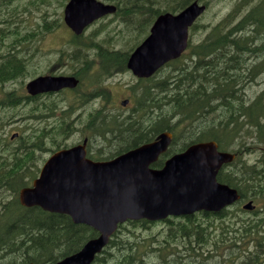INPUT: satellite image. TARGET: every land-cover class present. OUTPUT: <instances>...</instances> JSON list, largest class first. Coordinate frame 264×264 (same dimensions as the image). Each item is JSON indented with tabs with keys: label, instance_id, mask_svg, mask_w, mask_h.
Wrapping results in <instances>:
<instances>
[{
	"label": "trees",
	"instance_id": "obj_1",
	"mask_svg": "<svg viewBox=\"0 0 264 264\" xmlns=\"http://www.w3.org/2000/svg\"><path fill=\"white\" fill-rule=\"evenodd\" d=\"M61 1L65 5L68 0ZM102 1L117 6L112 18L117 26L104 30L96 40L72 35L68 53L64 54L69 62H78L79 71L74 73L81 81L78 91L84 84L87 87L99 85L93 93H80L79 106L94 104L96 98H101L100 105L89 110L85 121L77 128L72 126V120L65 119L55 134L66 138L77 130L86 133L88 157L107 161L155 140L165 131L172 132L173 143L153 165L156 169H161L168 158L193 144L216 141L221 151L238 154L236 162L220 172L219 181L236 188L243 200L253 195L264 200V158L258 167L242 160L243 153L253 151L258 144L264 145V89L254 97L248 93L257 79L264 77V0H229L233 1L232 10L210 26L200 25L203 15L191 28L190 56L185 53L154 77L139 80L134 90V105L127 114L108 109L110 92L103 84L115 71H127L130 54L148 36L158 16L166 12L179 13L194 2L206 5L208 10L212 1L222 0ZM9 7V0H0V20L4 14L13 19L5 27L8 31L0 30L2 44L6 40L33 41L36 35L41 38L60 25L57 21H45L39 32H26L25 28L14 26L15 18ZM203 27L207 29L204 37L195 44L193 31ZM120 43L128 46H120ZM72 49L74 51H70ZM92 51L95 52L93 58ZM9 59L13 61L15 57ZM228 80H232V84ZM7 81L0 80V83ZM148 93L149 97L152 95L150 98ZM21 103L14 96L0 101V264H56L80 251L98 233L85 225L75 224L67 215L21 205L19 192L37 178L36 148L43 146V141L38 142L40 138L34 136H22L17 145H12L5 137L3 131L10 109ZM74 105L73 101L69 108L65 107L64 118L70 116ZM40 106L47 112L53 111L47 103ZM230 212L170 218L163 221L165 227L158 236L154 234L145 239L139 237L136 229H149L152 223L128 221L119 226L109 246L93 264H145L152 258L158 259L159 264H199V258L206 260L213 246L225 247L231 256H238L241 264H259L264 255L261 248L264 216L259 214L257 219L231 222L226 220ZM212 219L220 220V224L216 226ZM126 231H129L127 235ZM253 242L256 246L252 254L249 253L251 248L243 246L249 247Z\"/></svg>",
	"mask_w": 264,
	"mask_h": 264
},
{
	"label": "water",
	"instance_id": "obj_2",
	"mask_svg": "<svg viewBox=\"0 0 264 264\" xmlns=\"http://www.w3.org/2000/svg\"><path fill=\"white\" fill-rule=\"evenodd\" d=\"M198 2L178 14L165 13L153 23L148 37L129 57L127 68L140 78H151L187 50L189 30L206 11ZM117 7L100 0H70L64 11L66 25L81 35L95 21L116 13ZM79 80L41 76L27 85L32 95L75 89ZM128 101L123 102L126 106ZM173 134L114 160L96 162L87 157V143L56 152L45 163L31 187L19 193L24 207L68 215L75 224L93 228L99 236L78 253L57 264H92L109 244L120 224L129 220H165L196 212H219L239 201L236 189L218 182L221 168L236 158L219 151L215 141L200 142L168 159L160 170L151 168L166 153ZM253 210L251 202L244 206Z\"/></svg>",
	"mask_w": 264,
	"mask_h": 264
},
{
	"label": "rangeland",
	"instance_id": "obj_3",
	"mask_svg": "<svg viewBox=\"0 0 264 264\" xmlns=\"http://www.w3.org/2000/svg\"><path fill=\"white\" fill-rule=\"evenodd\" d=\"M61 2V0H11L9 2V5L12 6H10L9 9H12V13L15 18L14 26L16 28L23 27L25 28L23 30L26 32L29 30L39 32L40 26H43L45 21L51 23L57 21L60 25L55 31L52 33H45L41 38L36 35L35 37L37 38L33 41L25 40L28 41V44L26 43V47H28V50L32 52L31 60L29 61V68L31 69L30 77L26 78L24 81L11 82L6 86V88L0 87L1 100L8 96H15L24 99V85L32 78L41 74L47 73L49 75L52 74L61 76L73 73L72 64L65 58L66 53H68L66 51L69 49L68 45L70 44V39L73 34L63 23L65 5L61 4ZM232 5L233 1L231 2L229 0H222L220 2L212 1L207 12L199 21L200 25L210 26L217 23L232 10ZM11 21H13V19H11V15L9 17L8 14L2 15L0 28L6 27L8 22ZM53 24L55 25L56 23ZM111 26H117V21H113L111 17L104 18L89 27L84 36L86 39L96 40L101 36L104 30L109 29ZM4 30L8 31L6 29ZM206 30L207 29L203 27L197 28L193 31L192 40L195 44L203 39V35ZM30 32L33 33L32 31ZM8 41L9 40H6L5 42ZM120 46L127 47L128 45L120 43ZM70 51H73V49ZM191 51L192 50L190 48L187 50L186 54L188 57L190 56ZM90 54L91 58H93L95 52L92 51ZM188 59L189 58L186 60ZM138 82V79H136L129 71H115L111 77L107 78L103 87L107 88L110 92V102L107 104L108 109L127 114L134 105V90ZM95 87L99 88V85L87 87V85L84 84L79 91H67V93L62 92L50 95L42 98L40 101L37 100L30 104L23 102L14 109H10V117L6 126H4L3 131L5 137L10 139L14 133H19L20 137L18 139L22 136H29L30 138L34 136L36 138H40L38 142L43 141V146H41V148H36L38 151L36 153L37 160L35 162V172H37L38 169H41L42 164L45 162L46 158L48 159L52 150L76 145L87 138L84 137L87 134L84 132L82 133L79 130L74 133H70L69 137L66 138H64L61 134L55 133H57V128L65 119V121L72 120V126L74 128L79 127L81 122L85 121L88 111L99 107L101 98H96L94 104L90 103L85 107L79 106V102L77 100L78 97H81L80 93L83 95L93 93L96 90ZM262 89H264V77L258 78L256 83L248 89V93L254 97L260 93ZM126 100H130L131 104L127 107H123L121 104ZM73 101L75 102L74 109H71L72 112L69 113V117L64 118L65 115L63 111H65V107L69 108L68 105ZM43 103H47L52 106L53 111L47 112L44 110V107L40 106V104ZM1 111L2 109H0V112ZM40 117L45 118V120L40 119ZM81 117L83 118L82 121H80ZM28 120L31 121L27 123ZM17 143L18 140L11 142L12 145H17ZM263 154L264 145L258 144L253 148V151L243 153L242 160L251 163L253 160L256 161L259 158L263 159ZM249 201L255 203L260 210L264 209V200L255 198L253 195ZM230 211L231 212L228 214L226 220H230L231 222L237 221L238 219H249L255 217V215L249 211L243 210L241 204L230 208ZM212 220L216 226L220 224V220ZM164 227L165 224L163 222H156L155 224L152 223L149 229L137 228L136 233L141 239H145L146 237H150L154 234L158 236L157 233L162 231ZM128 233L129 231L124 232L125 235ZM140 242H142V240ZM252 245L254 246L255 244L250 243V246ZM243 247L244 249L249 248L248 246ZM209 251V254L205 256L207 257L206 260L199 258V264H241L238 256H231L229 250L225 249V247L216 248L213 246L209 248ZM145 260L146 259H144V261ZM145 264H159V260L152 258Z\"/></svg>",
	"mask_w": 264,
	"mask_h": 264
},
{
	"label": "flooded vegetation",
	"instance_id": "obj_4",
	"mask_svg": "<svg viewBox=\"0 0 264 264\" xmlns=\"http://www.w3.org/2000/svg\"><path fill=\"white\" fill-rule=\"evenodd\" d=\"M10 1L11 0H9V2ZM13 5H14V3H13ZM0 27H1V25H0ZM3 29H5V27L0 28V30H3ZM26 43L27 42L16 41V40L4 42L3 44L0 43V80H8L5 83H0V87L6 88V86L8 84H10L11 82L24 81V80H26V78L30 77L31 69L29 68V66H30L29 61L31 60L32 52L28 50V47H26V45L28 43L27 44ZM10 56H14L15 59L13 61H11L9 59ZM41 75H47V73H44ZM34 78H32V79H34ZM24 86H25L24 87L25 88L24 89L25 90V97L21 102H26L27 104H30V103L37 101V100L40 101L42 98L48 97L50 95H54V94H44V95H40V96H31L26 90V84ZM40 119L45 120V118H43V117H40ZM30 121L31 120H28L27 123ZM14 135L15 136L18 135V136L14 139H12V136H11L9 139L10 142H14V141L19 140L18 138L20 137V134L14 133ZM56 146H57V144H56ZM262 157L264 158V154L262 155ZM260 163H261V158H259L256 161L253 160L250 163V165L258 167L260 165ZM244 203L245 202H243V204H241V205L243 206ZM254 205L256 208L253 211H251V213L255 215V217H253V218L257 219L258 214L264 216V209L260 210L255 203H254ZM253 244H255V245L253 246V248L251 247V250H249V253H252V254L255 252L254 248L256 246V243L253 242ZM261 244H262V248H263L262 252H264V240H262ZM249 249H250V247H249ZM259 264H264V255H263V259L262 258L260 259Z\"/></svg>",
	"mask_w": 264,
	"mask_h": 264
},
{
	"label": "bare ground",
	"instance_id": "obj_5",
	"mask_svg": "<svg viewBox=\"0 0 264 264\" xmlns=\"http://www.w3.org/2000/svg\"><path fill=\"white\" fill-rule=\"evenodd\" d=\"M236 53H237V52H236ZM236 53H235V54H236ZM242 53H243V52H242ZM233 55H234V54H233ZM237 55H238V54H237ZM241 55H242V54H241ZM234 56H235V55H234ZM238 56H239V55H238ZM238 56H237V57H238ZM230 57H231V56H230ZM242 57H243V56H242ZM235 58H236V56H235ZM232 59H233V57H232ZM16 60H17V59H16ZM228 60H229V59H228ZM230 60H231V58H230ZM237 60H238V59H237ZM234 61H235V60H234ZM234 61H233V63H234ZM14 62H15V61H14ZM226 63H227V62H226ZM228 63H230V61H229ZM12 65H13V64H12ZM235 65H236V64H235ZM231 66H232V65H231ZM196 67H197V66H196ZM226 68H227V67H226ZM228 68H231V67L228 66ZM206 69H207V68H206ZM223 69H224V68H223ZM229 70H231V69H229ZM207 71H208V69H207ZM102 72H103V71H102ZM208 73H209V71H208ZM97 74H98V73H97ZM220 74H221V73H220ZM204 75H205V74H204ZM204 75H203V76H204ZM192 77H193V75H192ZM205 77H206V76H205ZM223 77H224V76H223ZM187 79H188V78H187ZM230 79H231V77H230ZM233 79H234V78H233ZM239 79H240V78H239ZM242 79H243V78H242ZM188 80H190V79H188ZM223 81H225V79H224ZM228 81L231 83L232 80H228ZM240 81H241V80H240ZM240 81H239V82H240ZM225 82H226V81H225ZM233 82H235V80H234ZM231 84H232V83H231ZM231 84H230V85H231ZM235 84H236V83H235ZM178 85H179V84H178ZM212 85H213V84H212ZM218 85H219V84H218ZM240 85H241V84H240ZM233 86H234V85H233ZM164 87H166V86H164ZM227 87H228V86H227ZM229 87H230V86H229ZM188 88H189V87H188ZM232 88H233V87H232ZM236 88H238V87H236ZM236 90H237V89H236ZM153 91H154V90H153ZM153 91H152V94L154 93ZM195 91H196V90H195ZM238 91H239V90H238ZM157 92H158V91H157ZM157 92L155 93L156 95H157ZM240 92H241V91H240ZM149 93L151 94V92H149ZM149 93H148V97H149V95H150ZM184 94H185V93H184ZM209 94H210V93H209ZM244 94H245V93H244ZM153 95H154V94H153ZM186 95H187V94H186ZM233 95H234V94H233ZM241 95H242V94H241ZM95 96H96V95H95ZM151 96H152V95H151ZM151 96H150V97H151ZM199 96H200V95H199ZM201 96H202V95H201ZM210 96H211V94H210ZM242 96H243V95H242ZM143 97H144V96H143ZM150 97H149V98H150ZM177 97H178V96H177ZM213 97H214V96H213ZM86 98H87V97H86ZM89 98H90V97H89ZM146 98H147V97H146ZM146 98H145V99H146ZM153 98H155V96H154ZM141 99H143V98H141ZM147 99H148V98H147ZM147 99H146V100H147ZM170 99H171V98H170ZM143 100H144V99H143ZM148 100H149V99H148ZM150 100H151V99H150ZM153 100H154V99H153ZM153 100H152V102H153ZM221 100H222V99H221ZM144 101H145V100H144ZM152 102H150V103H152ZM190 102H191V101H190ZM197 102H198V101H197ZM138 103H139V101H138ZM150 103H149V104H150ZM158 103H159V102H158ZM207 103H208V102H207ZM153 104H154V103H153ZM153 104H152V105H153ZM165 104H166V103H165ZM196 104H197V103H196ZM181 105H182V103H181ZM205 105H206V104H205ZM174 106H175V105H174ZM243 106H244V105H243ZM134 107H135V106H134ZM144 107H145V106H144ZM160 107H161V106H160ZM227 107H228V106H227ZM158 108H159V107H158ZM201 108H202V107H201ZM135 109H137V108H135ZM207 109H208V108H207ZM239 109H240V108H239ZM153 111H154V110H153ZM184 111H185V110H184ZM146 112H147V111H146ZM210 112H211V111H210ZM242 112H243V110H242ZM246 113H247V112H246ZM258 113H259V112H258ZM114 114H115V113H114ZM121 114H122V113H121ZM142 114H143V113H142ZM133 115H134V114H133ZM161 115H162V114H161ZM164 115H165V114H164ZM166 115H167V114H166ZM188 115H189V114H188ZM245 116H246V115H245ZM131 117H132V116H131ZM140 117H141V116H140ZM227 117H228V116H227ZM227 119H228V118H227ZM242 119H243V118H242ZM242 119H241V120H242ZM124 120H125V119H124ZM177 120H178V119H177ZM139 122H140V121H139ZM231 122H232V121H231ZM240 122H241V121H240ZM236 123H237V122H236ZM143 124H144V123H143ZM239 124H240V123H239ZM199 125H200V124H199ZM199 125H198V126H199ZM228 125H229V124H228ZM233 125H234V124H233ZM142 126H143V125H142ZM227 127H228V126H227ZM143 128H144V127H143ZM191 130H192V129H191ZM224 130H225V129H224ZM21 148H22V147H21ZM240 149H241V148H240ZM244 150H245V149H244ZM23 152H24V151H23ZM240 152H241V151H240ZM20 153H21V152H20ZM258 174H259V173H258ZM259 224H260V223H259ZM199 225H200V224H199ZM261 226H262V225H261ZM181 241H182V240H181ZM184 244H185V243H184ZM261 248H262V247H261ZM230 249H231V248H230ZM254 249H255V248H254ZM238 253H239V252H238ZM181 254H182V253H181ZM174 256H175V255H174ZM165 257H166V256H165ZM246 259H247V258H246ZM241 262H242V261H241ZM246 262H247V261H246ZM252 263H253V262H252Z\"/></svg>",
	"mask_w": 264,
	"mask_h": 264
}]
</instances>
